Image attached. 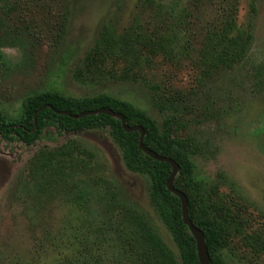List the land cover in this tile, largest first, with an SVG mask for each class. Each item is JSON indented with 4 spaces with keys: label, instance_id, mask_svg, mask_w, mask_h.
I'll list each match as a JSON object with an SVG mask.
<instances>
[{
    "label": "rangeland",
    "instance_id": "374dc122",
    "mask_svg": "<svg viewBox=\"0 0 264 264\" xmlns=\"http://www.w3.org/2000/svg\"><path fill=\"white\" fill-rule=\"evenodd\" d=\"M29 1L24 2L31 8L21 12L22 20L0 30L2 37L16 42L2 47L1 108L18 114L26 95L54 89L76 97L106 93L125 99L160 126L170 119L176 135L190 138L197 148L192 159L205 187L216 186L227 193L243 209L249 230L264 232V0H193L186 25L191 56L176 65L157 55L150 67L130 71L116 60L91 65L88 54L106 22L122 31L138 16L151 29L158 19L143 0H52L51 4L48 0L39 6L44 11L32 9ZM66 10V32L60 37L57 17ZM228 14L247 35L246 56L233 68H218L202 84L198 50L206 31L220 28ZM29 31L35 36L28 35ZM68 140L92 153L85 175L114 180L120 199L143 212L177 252L150 200L148 176L125 165L108 128L63 134L50 130L31 147L11 149L0 144V264H55L77 246L74 236L83 219L78 208L63 202L54 209L49 219L53 238L46 248H40L35 240L41 230L31 229L12 198L34 154ZM222 255L227 264H264V252L254 253L236 232L222 248Z\"/></svg>",
    "mask_w": 264,
    "mask_h": 264
},
{
    "label": "trees",
    "instance_id": "16d2710c",
    "mask_svg": "<svg viewBox=\"0 0 264 264\" xmlns=\"http://www.w3.org/2000/svg\"><path fill=\"white\" fill-rule=\"evenodd\" d=\"M0 1V30L11 22L14 26L16 20H22L21 12L31 8L24 4L25 0ZM43 1L48 0H30L29 4L32 9L44 11L45 8H39L43 7ZM143 1L158 22L149 29L140 17L134 16L132 24L122 31L112 22L104 23L88 54L89 64L122 61L130 71L150 67L157 55L176 65L191 56L193 46L186 25L193 0ZM67 15V10L58 13L60 37L66 32ZM28 35L34 37L35 33L29 31ZM7 42L16 43L0 33V72L5 64L2 47ZM247 44V35L238 30L232 14H228L220 28L208 29L198 50L200 82L204 84L203 78L210 77L218 68H233L240 63L246 56ZM101 107L122 113L129 126H142L144 144L178 162L174 185L187 196L190 218L205 235L211 264H227L222 248L235 232L254 253L264 252V232L249 230L250 223L243 209L227 193L216 186L205 187L197 177L192 159L197 148L190 138L176 135L170 119H165L160 126L138 106L106 93L76 97L45 89L26 95L18 114H11L0 106V144L9 145L11 149L31 147L50 130L63 134L108 128L121 148L125 165L148 176L150 200L178 248L177 252L171 248L143 212L120 199L114 180L85 175L92 153L78 142L68 140L37 151L12 191V198L19 204L20 213L31 229L42 232L35 240L40 248H46L53 238L49 219L60 203L68 202L83 213L82 225L74 236L77 246L64 253L55 264H200L196 240L183 222L180 198L166 185L171 164L145 153L139 146L140 132L126 131L121 119L115 116L97 113L73 118L57 113L64 110L78 114ZM0 258L3 259L1 250Z\"/></svg>",
    "mask_w": 264,
    "mask_h": 264
},
{
    "label": "water",
    "instance_id": "95a60500",
    "mask_svg": "<svg viewBox=\"0 0 264 264\" xmlns=\"http://www.w3.org/2000/svg\"><path fill=\"white\" fill-rule=\"evenodd\" d=\"M43 108H44V106L41 107V109H43ZM57 113L67 114L73 118H79L83 115H88V114L105 113V114L112 115V116H115V117L121 119L122 126L126 131L138 130L140 132V138H139L140 148L145 153L150 155L151 157H153L157 160H160V161H167L171 164V167H172L171 173L168 176L167 181H166L167 188L172 193H174L175 195H177L180 198L181 206H182L183 222L189 227V230L191 231L192 235L194 236V238L196 240L198 258H199L200 264H211L210 254H209L207 243L205 240V235H204L203 231L201 229H199L192 222V220L190 218L189 210H188L187 196L185 195V193L183 191L177 189L174 185V179H175V177L179 171V164L173 158L165 156V155H160L144 144L143 140H144L145 130L142 126H140V125H134V126L127 125L125 117L122 113L114 111L113 109H110V108H105V107H101V108L94 109V110H85V111H82L78 114H71L68 111H64V110H58Z\"/></svg>",
    "mask_w": 264,
    "mask_h": 264
}]
</instances>
